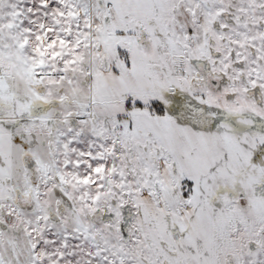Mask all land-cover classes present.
Segmentation results:
<instances>
[{
  "label": "snow or ice",
  "instance_id": "snow-or-ice-1",
  "mask_svg": "<svg viewBox=\"0 0 264 264\" xmlns=\"http://www.w3.org/2000/svg\"><path fill=\"white\" fill-rule=\"evenodd\" d=\"M0 264H264V0H0Z\"/></svg>",
  "mask_w": 264,
  "mask_h": 264
}]
</instances>
